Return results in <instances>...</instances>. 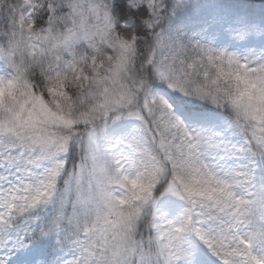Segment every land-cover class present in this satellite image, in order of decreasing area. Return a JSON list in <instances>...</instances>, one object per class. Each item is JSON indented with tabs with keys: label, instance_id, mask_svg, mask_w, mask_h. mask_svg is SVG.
Wrapping results in <instances>:
<instances>
[{
	"label": "snow or ice",
	"instance_id": "6c2138e0",
	"mask_svg": "<svg viewBox=\"0 0 264 264\" xmlns=\"http://www.w3.org/2000/svg\"><path fill=\"white\" fill-rule=\"evenodd\" d=\"M0 264H264V0H0Z\"/></svg>",
	"mask_w": 264,
	"mask_h": 264
}]
</instances>
